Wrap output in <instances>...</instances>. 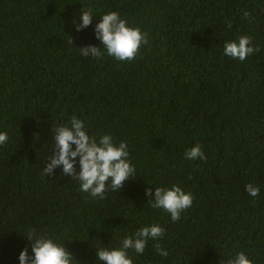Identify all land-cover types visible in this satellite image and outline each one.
<instances>
[{
    "label": "trees",
    "instance_id": "obj_1",
    "mask_svg": "<svg viewBox=\"0 0 264 264\" xmlns=\"http://www.w3.org/2000/svg\"><path fill=\"white\" fill-rule=\"evenodd\" d=\"M82 7L118 12L146 43L131 60L81 56L99 44L95 18L74 28ZM240 35L258 50L224 56ZM73 115L128 146L136 176L103 200L58 167L41 173L51 127ZM0 131V264H17L26 227L71 239L78 264H97L93 248L150 222L168 255L150 241L129 251L133 264H226L238 250L264 264V0H0ZM196 143L203 161L183 155ZM173 183L192 195L174 222L144 194Z\"/></svg>",
    "mask_w": 264,
    "mask_h": 264
},
{
    "label": "clouds",
    "instance_id": "obj_2",
    "mask_svg": "<svg viewBox=\"0 0 264 264\" xmlns=\"http://www.w3.org/2000/svg\"><path fill=\"white\" fill-rule=\"evenodd\" d=\"M243 15L247 17L248 12L244 11ZM94 18L96 23L92 29L93 36L102 48L91 44L79 47L81 56L99 58L106 55L118 61L131 60L138 48L146 43V34L139 26L129 25L116 11L99 13L94 17L90 9L82 7L78 23L74 21L75 30L87 27ZM257 50L247 35L225 40L222 44L224 56L240 61ZM50 133L51 149L50 154L43 158V176L51 175L53 169L58 167L60 173L78 182L81 192L97 200H103L108 190L119 191L125 182L136 176L125 141L116 143L108 133L90 135L85 121L81 118L70 116L67 121L52 126ZM7 139V133L0 131V144ZM183 155L190 161L197 158L201 161L206 159L199 143L186 148ZM152 186L144 189V194L148 197L147 203L153 209L166 212L173 222L192 204L191 193L185 192L175 183ZM244 191L248 196L256 197L260 187L249 182L244 184ZM163 233L164 229L158 223L140 224L131 234L119 237L115 246L93 248L97 264H133L129 251L142 254L150 241L153 242L154 255L166 257L167 251L159 244ZM19 234L27 241V245L19 249L17 264H78L73 254L62 243L67 238L61 239L32 227H26ZM226 264L252 262L244 251L238 250L227 258Z\"/></svg>",
    "mask_w": 264,
    "mask_h": 264
}]
</instances>
